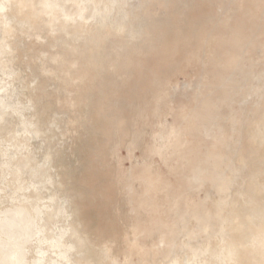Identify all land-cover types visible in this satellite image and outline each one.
Listing matches in <instances>:
<instances>
[{"label": "rangeland", "instance_id": "obj_1", "mask_svg": "<svg viewBox=\"0 0 264 264\" xmlns=\"http://www.w3.org/2000/svg\"><path fill=\"white\" fill-rule=\"evenodd\" d=\"M124 13L127 18L113 16L103 31L77 34V42L47 36L43 43L26 42L35 88L9 98L39 100L46 108L39 119L56 124L52 138L33 139L29 148L36 161L51 149L62 182V188H43L42 197L47 202L52 191L57 199L65 194L90 243L107 245L118 264L167 262L174 253H161L162 237L178 243V258L195 251L203 258L215 252L216 237L224 234L232 244L245 237L237 229L234 198L261 207L264 197V145L251 136L264 124V0H131ZM161 66L181 70L192 90L157 98L154 74ZM157 105L207 165L193 184L199 190L160 196L129 215L102 183L88 182L96 151L92 130H110L117 117ZM53 112L61 119L51 121ZM10 122L17 129L18 121Z\"/></svg>", "mask_w": 264, "mask_h": 264}, {"label": "clouds", "instance_id": "obj_2", "mask_svg": "<svg viewBox=\"0 0 264 264\" xmlns=\"http://www.w3.org/2000/svg\"><path fill=\"white\" fill-rule=\"evenodd\" d=\"M130 4L131 0H0V96L5 97L0 107L5 114L17 115L15 110L21 107L10 96L35 88L26 42L43 43L42 36L77 42V34L103 31L113 16H125ZM125 31L120 29L121 34ZM154 82L157 98L171 100L192 90L182 71L175 68L161 66ZM37 109L38 116L46 112L39 100L35 106L29 101L22 113ZM50 119L57 121L61 114L53 112ZM0 125L9 126L3 117ZM92 131L96 151L94 174L88 182L102 183L106 193L115 194L125 204L129 215L143 211L160 196L180 198L183 192L199 190L193 184L203 175L207 159L188 142L182 128L167 125L159 105L155 111H139L129 119L117 117L110 130ZM0 147L4 159L0 166V264H116L104 244L97 247L85 238L72 241L65 237L51 209L43 206L51 201H43L39 186L13 166L21 149L9 140L0 141ZM75 166L79 168L80 162ZM116 214H120L119 205ZM239 254L258 257L264 264V225L212 259L223 257L221 264H236Z\"/></svg>", "mask_w": 264, "mask_h": 264}, {"label": "bare ground", "instance_id": "obj_3", "mask_svg": "<svg viewBox=\"0 0 264 264\" xmlns=\"http://www.w3.org/2000/svg\"><path fill=\"white\" fill-rule=\"evenodd\" d=\"M13 87H15V83L13 84ZM17 87L18 86H16V88ZM19 93L21 95L20 91ZM4 98L5 97L0 96V101H3ZM12 101H13L12 103H14V101L16 103V100H12ZM27 101L28 103L29 101H32L33 105L35 106V103L32 99L26 100V102ZM16 104H19L21 106L19 109L15 110L18 113L17 115H13V113L5 114V112L0 111V117H3L6 123L9 125L7 128L5 127V125H0V138H2V140H4L3 138H5L6 140H9V142L14 141L15 147L21 149L20 153L17 154L16 161L13 162V166L17 167L21 171V175L26 180H28L33 185L39 186L37 188V191L40 195V198L43 201H45L46 199L42 197L44 193L42 194L41 190L44 188L48 190V191L46 190L47 192H49L51 189H55L56 187L62 188V182L59 179H57L58 175L57 176L55 175V167L53 164V153L51 152V149L48 147L47 152H45L44 156L42 157V160L36 161V157H35L36 155L35 156L33 155L34 153L31 152L32 149L30 147L32 142L31 140L33 139L36 140V138H43L45 141L52 138L50 134L54 132V129L56 128V124L55 127H52L51 124L54 122H47V123L42 122L37 116V112L30 114L22 113V108L27 103L21 102V99L20 101L18 100V103ZM2 109L3 107H0V110ZM15 120H17L18 122ZM10 121H14L15 123L16 122L18 123V124L14 123L15 126L17 125V129L15 130H13L14 128L12 130L10 129L12 127V126L10 127L11 124ZM251 136L257 139L258 145H264V124L261 126L260 130H256V129L253 130L251 132ZM32 148H34V146ZM37 149L38 148H36V151ZM3 163H4L3 149L1 147L0 166H2ZM53 192L55 193V191H52V193L47 197V201H51V204L45 203L43 206L51 209L50 215L54 217L55 223L58 224L60 229L63 230V234L65 235V237L73 241L78 238L88 239L82 233L83 227L81 222L77 219L74 212L69 210L68 197L65 194H61V196L58 197L57 199L58 194L57 195L55 194L56 195L55 196ZM233 203L237 207V214L235 217V221L237 223L236 224L237 229L238 230L241 229V232L245 233V236L248 235L250 231L252 234H255V230L261 227L262 225H264V197L261 199V203H262L261 207L255 206V204L251 203L245 197H242L241 199L235 197ZM242 217L245 219L244 223L240 222V219ZM215 242H216L215 252L208 255L203 254L204 255L203 258H200L196 253V251L191 253L190 256L178 258L177 256H175L176 250L178 248V243L173 242L172 244H170L166 241L164 237H162L160 240V244L162 245V248L160 250L161 253L163 254L169 250V251H173L174 256L167 262L160 264H221L223 257H221L219 260L212 258L216 256H220L221 252L226 253L228 249L234 248L239 243L238 242L237 244H232L229 240H227L224 237V234L216 237ZM104 246L108 250H110L111 253V249L107 245ZM241 257L243 258V263L238 262V260ZM145 260L146 259H141L140 262H144ZM115 262L116 264H118L116 260ZM236 264H261V261L258 257H248L244 254H239Z\"/></svg>", "mask_w": 264, "mask_h": 264}]
</instances>
